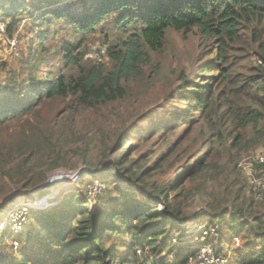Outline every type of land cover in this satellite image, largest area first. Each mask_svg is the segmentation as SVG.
<instances>
[{"label":"rangeland","instance_id":"1","mask_svg":"<svg viewBox=\"0 0 264 264\" xmlns=\"http://www.w3.org/2000/svg\"><path fill=\"white\" fill-rule=\"evenodd\" d=\"M21 14L23 18L28 16L25 10ZM0 17L8 16L0 11ZM114 19L113 13L104 21L106 32L111 37L110 44H117L124 38L119 29L106 25ZM32 24L27 19L19 27L21 52L17 57L12 55L7 45L8 35L0 36L1 85L9 80L20 83L27 78L30 71L23 62ZM63 25L64 21H61L52 26L58 34L47 40L52 63L43 67L45 70H59L62 64L58 46L64 40H76L72 38V31L67 29L69 25L61 29ZM257 33L263 35L264 26L257 28ZM104 36L105 33L98 29L92 32L86 37L80 52L88 55L105 51ZM214 44V40L202 36L197 29L184 32L170 28L163 48L149 53L150 61L141 66L140 74L129 83L125 99L89 109L76 107L69 100L46 101L39 114L28 116L26 120L13 118L1 123L0 229L3 233L8 230V236L4 240L0 238V247L15 253L11 247L15 242L21 246L18 237L22 232L38 234L42 231L44 234L36 219L29 221V212L20 214L26 219L23 228L17 227L14 231L8 223V212L24 206L35 195L42 197L41 200L43 197L49 199L39 209L50 211L79 208L74 193L87 197L94 206H111L119 196L112 184L114 179H120L121 186L129 194L151 198L166 218L174 220L179 217V212L180 216L188 218L180 220L184 228L179 234L173 233L170 239L166 237L168 235L161 237L154 248L149 245L137 251L141 263L176 262L174 242H179L181 247L191 246L196 253L199 245L189 244L200 237V224L208 223L209 214L213 216L216 210L236 211L252 226L256 217L264 218V166H257V161L264 155V120L257 125L239 123L246 112L255 107L256 87L249 78L254 75L252 68L258 57L257 43L253 41L251 32L244 33L227 50L226 61H221L219 67L214 66L217 56L216 52L213 53ZM41 74L37 73L38 76ZM202 87H206L204 97L208 101L199 111L196 110L198 103L193 93ZM258 92L264 96V90ZM209 96H212L210 101ZM36 123L56 126L60 132L58 147L45 150L41 147L31 154L27 139ZM155 124L165 127L148 134L146 128ZM237 135L239 139H236ZM24 147L25 152H21ZM206 154L210 156L203 161L205 169L200 172L195 165ZM190 169L193 175L183 185L180 178L186 176L184 172ZM90 170L103 171L110 179L109 189L103 194L95 190L96 181H90L93 178ZM173 185L177 186L171 194L168 188L173 189ZM42 188L41 192H36ZM162 191H168V198L160 197ZM12 195V199L3 205ZM163 201H168L170 207L166 208ZM84 210L89 211V208ZM70 222L75 224V220ZM252 226L240 231L239 248L261 242L251 231ZM230 227L225 229L221 225L219 230L229 232ZM239 230L241 226L231 232ZM14 232L16 235L11 234ZM215 235L205 242L213 245ZM132 237V234H122L119 239L124 238L129 243ZM164 239L169 242L168 248L159 246ZM36 244L41 245V241ZM125 248L122 251H126ZM217 248L213 247L214 253L229 252L226 248L218 252ZM195 253L188 264H197Z\"/></svg>","mask_w":264,"mask_h":264},{"label":"trees","instance_id":"2","mask_svg":"<svg viewBox=\"0 0 264 264\" xmlns=\"http://www.w3.org/2000/svg\"><path fill=\"white\" fill-rule=\"evenodd\" d=\"M0 5V11L10 19L2 17L7 23L6 36L20 33L19 27L27 19L33 22L23 62L30 72L20 83L16 80H9L4 84L1 82L0 124L13 118L26 120L28 116L39 114L46 101L69 100L76 107L89 109L125 99L129 83L140 74L141 66L150 61L149 53L163 48L170 28L184 32L197 29L202 36L214 40L213 53L217 54L215 67H219L221 61L225 63L227 50L244 33L251 32L253 41L257 43L258 56L252 68L254 75L249 78L256 87L255 107L246 112L239 123L257 125L264 120V96L258 92L264 90V34L257 33V28L264 26V0H1ZM23 10L28 13L24 18L21 14ZM113 13L115 19L106 25L114 26L124 34V38L117 44L109 43L111 37L104 24L105 19ZM61 21H64L61 29H65L68 24L67 29L72 31V38L76 40H64L58 46L62 64L59 70H45L43 67L52 63L47 40L58 34L56 29L52 30V26ZM97 29L105 33V51L98 52L105 56L102 62H96L88 58L85 52H80L86 37ZM38 72L42 73L41 76L37 75ZM225 73L227 74L226 70ZM204 88L206 87L195 89L193 93V98L198 103L196 110L199 111H202L208 101L204 97ZM209 97L210 101L212 96ZM228 103L231 105L230 101ZM163 127L165 126L155 124L146 129L151 134ZM59 136V130L51 123L33 124L27 139L31 154L43 147L44 150L58 147ZM239 137L237 135L236 139ZM24 149L26 147L21 152H25ZM209 156L206 154L196 163L200 172L205 169L203 161H207ZM257 166H264V162ZM191 170L184 172L186 176H181L183 185L185 180L192 177ZM98 171L90 170L89 173L93 175L90 181H104L107 191L110 179L105 172ZM119 180L111 182L119 194L111 206H94L87 197L82 198L79 193H74L79 208H59L57 211L31 209L29 221L31 218L36 219L37 225L44 229V234L42 231L38 234L22 232L18 237L21 246L18 244L11 247L15 253L0 247V264H113L119 260L121 264H146L139 262L137 251L149 245L154 248L161 237L168 235L166 237L170 239L173 233L179 234L184 228L180 220L188 218L180 216V212L179 217L174 220L166 218L158 210L157 203L151 202V198H140L137 194L132 196L121 186ZM175 186L177 185L171 186L173 189L168 188L171 194L175 191ZM167 192L162 191L160 197L166 196ZM101 196L102 194L99 198ZM163 203L166 208L170 207L168 201ZM87 208L89 211L84 210ZM171 215L174 216L173 213ZM71 219L75 220V224L70 222ZM208 221L207 225H223L225 229L231 226L229 232L218 230V236H213L212 241L214 248L219 246L218 252L223 248L229 249L230 264H264V218L256 217L252 226L238 212L223 209L216 210L213 216L209 214ZM240 226L241 230L231 232L233 228L240 229ZM246 226L253 227L251 231L261 242L247 248H235L233 240L241 236L240 231ZM27 228L28 226L25 229ZM7 232L8 230L3 233L0 229V238L6 239ZM15 233L11 234L16 235ZM122 234H132V241L128 243L124 238L119 239ZM37 241H41V245L38 246ZM162 243L159 245L162 248L170 246L166 239ZM174 245L177 249L174 258L177 261L164 260L159 264L190 262L195 248L181 247L179 242H174ZM124 247L127 248L126 251H122Z\"/></svg>","mask_w":264,"mask_h":264},{"label":"built area","instance_id":"3","mask_svg":"<svg viewBox=\"0 0 264 264\" xmlns=\"http://www.w3.org/2000/svg\"><path fill=\"white\" fill-rule=\"evenodd\" d=\"M7 34V23L6 21L0 17V36ZM7 45L11 49L12 55L14 57L19 56L21 52V42H20V35L19 32L13 34V36L7 38ZM88 58L95 60L96 62H102L105 59L104 54L100 55L98 52H93L87 55ZM264 162V155L259 158L257 161V165H260ZM96 181L95 190L99 191V193H102L107 189V184L100 180L95 179L92 182ZM87 194V193H85ZM38 196L35 195L33 197V200L26 201L24 206H21L20 208L15 209L13 212L9 211V225H12V228L14 231H17V227L23 228V225L26 223L25 216L21 218L20 214H23V212H29L28 217L30 215V210L35 208L39 209V207L47 204L49 201L48 198L43 197L44 200H41L42 197L37 198ZM57 203V202H55ZM11 212V213H10ZM200 237H197L196 240H192L193 243L196 244V246L199 245L198 250L196 251V262L197 264H230L231 262V252L228 253H214L213 252V245L209 242H205L207 238H209L212 235H215L219 227L217 224H200ZM12 230V229H11ZM19 232V231H18ZM17 233V232H16ZM198 241V242H197ZM233 245L235 248H239L241 246V240L239 237H235L233 240ZM17 246V242L14 244ZM212 245V246H211ZM193 256H191V259Z\"/></svg>","mask_w":264,"mask_h":264},{"label":"water","instance_id":"4","mask_svg":"<svg viewBox=\"0 0 264 264\" xmlns=\"http://www.w3.org/2000/svg\"><path fill=\"white\" fill-rule=\"evenodd\" d=\"M45 188V187H44ZM44 188H42V189H40V190H38V191H36L37 193H39L40 191H42ZM33 194H35V193H33ZM32 195V194H31ZM12 197H13V195L12 196H10L4 203H3V205L5 204L6 205V203H8V201H10L11 199H12Z\"/></svg>","mask_w":264,"mask_h":264},{"label":"clouds","instance_id":"5","mask_svg":"<svg viewBox=\"0 0 264 264\" xmlns=\"http://www.w3.org/2000/svg\"><path fill=\"white\" fill-rule=\"evenodd\" d=\"M40 192H41V191H40ZM35 194H37V193H35ZM35 194H34V195H35ZM11 202H12V201H11ZM11 202H10V203H11Z\"/></svg>","mask_w":264,"mask_h":264}]
</instances>
